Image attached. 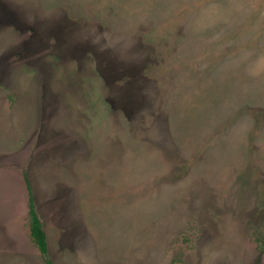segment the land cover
I'll list each match as a JSON object with an SVG mask.
<instances>
[{"label": "rangeland", "instance_id": "obj_1", "mask_svg": "<svg viewBox=\"0 0 264 264\" xmlns=\"http://www.w3.org/2000/svg\"><path fill=\"white\" fill-rule=\"evenodd\" d=\"M264 264V0H0V264Z\"/></svg>", "mask_w": 264, "mask_h": 264}, {"label": "trees", "instance_id": "obj_2", "mask_svg": "<svg viewBox=\"0 0 264 264\" xmlns=\"http://www.w3.org/2000/svg\"><path fill=\"white\" fill-rule=\"evenodd\" d=\"M28 190V202H27V215H28V227H29V235L37 248L43 264H52V261L49 257L48 253V245L45 233L42 230L41 223L37 217L35 212L33 198L31 194V190L29 186H27Z\"/></svg>", "mask_w": 264, "mask_h": 264}]
</instances>
